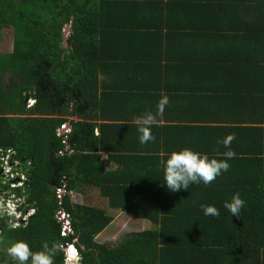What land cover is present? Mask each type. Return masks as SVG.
I'll return each mask as SVG.
<instances>
[{"label":"trees","instance_id":"1","mask_svg":"<svg viewBox=\"0 0 264 264\" xmlns=\"http://www.w3.org/2000/svg\"><path fill=\"white\" fill-rule=\"evenodd\" d=\"M7 27L0 156L12 150L11 171L24 180L10 186L0 166V192L22 198L21 214L32 209L13 231L0 220L7 242L34 251L44 241L73 243L81 259L62 250L55 264H264V0H0ZM227 75L246 86L249 124H192L221 108ZM162 95L170 102L152 126L156 139L141 144L134 118L155 112ZM229 133L236 157L227 172L207 186L166 187L161 160L185 147L226 159L217 140ZM91 189L103 205L86 201ZM75 192L81 202L70 199ZM237 192L246 204L232 216L224 203ZM202 204L220 215H204ZM60 207L65 235L54 217ZM114 210L150 227L115 244L96 241ZM7 242L0 264H10Z\"/></svg>","mask_w":264,"mask_h":264},{"label":"clouds","instance_id":"2","mask_svg":"<svg viewBox=\"0 0 264 264\" xmlns=\"http://www.w3.org/2000/svg\"><path fill=\"white\" fill-rule=\"evenodd\" d=\"M169 102V97L162 95L157 102L155 112L149 109L134 118L137 130L140 133L139 141L141 144L155 141L156 137L152 134V126L158 125L159 119L163 117L165 108ZM235 139L236 134L229 133L222 140H217V144L223 145L227 150L222 154L217 150L216 155H222L226 159L209 158L207 154L194 151L187 147L178 151H172L166 160H161L160 162L164 166V184L173 192H179L181 189L188 190L190 184H199L201 181L206 186L210 185L223 172L229 170L230 164L228 161L236 157L235 151L231 148V144ZM70 199H72V194ZM245 204L246 201L237 192L232 196L230 202L224 203V207L229 210L232 216H240V211ZM201 208L206 216L220 215L219 209L214 205L202 204ZM14 217V208L6 205L4 202H0V220L7 218V228L9 231H13L18 227L14 222ZM54 217L55 219L57 218L56 220L60 224L61 229L63 220L61 216L59 217L57 210L54 213ZM66 219L68 221V218ZM7 241L8 237L6 234L0 231V245H4ZM67 244L69 243L62 245L57 241L51 243L44 241L42 247L34 251L28 242L15 240L7 242L6 255L10 258V264H29V262L30 264H55V257L62 250L65 256V247ZM70 245L74 247L73 243H70ZM72 251L75 253V259H81L76 248Z\"/></svg>","mask_w":264,"mask_h":264},{"label":"crops","instance_id":"3","mask_svg":"<svg viewBox=\"0 0 264 264\" xmlns=\"http://www.w3.org/2000/svg\"><path fill=\"white\" fill-rule=\"evenodd\" d=\"M4 34L5 33H3L2 30H0V48L6 46L8 48L9 44L10 47L8 48V50L5 48L1 49L0 52H8L12 49V40L10 39V43L5 42V40L3 39ZM231 56L237 59L243 58L237 56L236 54H231ZM236 82L237 80L235 78H231L227 75V78H225L223 82H220L218 84V86L220 87H228L227 93L223 95L224 100H220L221 108L220 109L214 108L215 111L207 115L203 121H194L192 122V124L196 126H208L209 128L219 125L232 126V127L248 125L249 123L245 122L244 120L246 116L242 113V111L245 110L246 108V102H247L246 93L243 92V88H245L246 86L242 87V84ZM211 96L215 97V94H212ZM215 105H219V104L215 102ZM209 108L211 109V107ZM220 117H223L224 119H220ZM261 117L263 118L261 125L264 126V113H262ZM209 132H212V130H209Z\"/></svg>","mask_w":264,"mask_h":264},{"label":"rangeland","instance_id":"4","mask_svg":"<svg viewBox=\"0 0 264 264\" xmlns=\"http://www.w3.org/2000/svg\"><path fill=\"white\" fill-rule=\"evenodd\" d=\"M0 30H2L3 33H5L3 36L5 42L10 43V39L12 40V28L11 27L1 28ZM9 47L10 44L8 45V48ZM4 48L8 50L7 46L0 48V50ZM5 77L6 74L3 75V80H5ZM96 192H97L96 190L91 189L87 193L88 198L86 201L90 204L103 205L104 202L101 201L98 197H96ZM3 193H7L9 197L6 198L7 196H5V198H1L3 197L2 195ZM10 194L12 193L8 191L0 192V196H1L0 202H6L7 205L13 207L15 204V199H10L12 198ZM72 200L75 202H81L82 196L76 192L72 193ZM111 214H112V219L109 222V224L103 230H101L97 235H95L96 241L116 242L119 238H121V236H123L124 233L130 231L142 230L150 227V223L148 221L133 218L127 213L114 210L111 212Z\"/></svg>","mask_w":264,"mask_h":264},{"label":"built area","instance_id":"5","mask_svg":"<svg viewBox=\"0 0 264 264\" xmlns=\"http://www.w3.org/2000/svg\"><path fill=\"white\" fill-rule=\"evenodd\" d=\"M32 100H29V104L31 103ZM66 130H68L67 125L61 124L59 126V128L57 129L58 133H64L66 132ZM12 154V150L10 149H6L4 151V153L2 152L1 156H0V166H1V172L4 176V180L7 179H12V181L9 183L10 186H19L21 185V181L24 180V175L23 173H17L16 172H12L11 170L13 169V166H15L17 164L16 161L14 162H10L9 161V156ZM18 175V177H16ZM57 191H59L58 196L60 195V193L62 192V190H59V188L56 189ZM3 197L1 198H5V196H7L6 198L9 197V195L7 193H3L2 194ZM12 198L10 199H15V204L12 208H14L15 210V217H14V222L16 224L24 221V217L28 216L29 214H31L32 209H28L26 210L23 214H21L20 210L17 209L18 204L21 203L22 198L21 197H16L13 194H10ZM9 199V200H10ZM12 201V200H11ZM6 204V202H4ZM7 205V204H6ZM59 214L61 215V218L63 220L62 225H61V229H60V235H64L67 232H69V225H68V221L66 218H68V215L66 213H62L61 211L59 212ZM73 249H75L72 245L67 244L65 247V257L67 260L74 262L76 259L75 257V253H73Z\"/></svg>","mask_w":264,"mask_h":264},{"label":"water","instance_id":"6","mask_svg":"<svg viewBox=\"0 0 264 264\" xmlns=\"http://www.w3.org/2000/svg\"><path fill=\"white\" fill-rule=\"evenodd\" d=\"M68 29H69V25L64 26V29H63V38H64L63 42H64V44H65V37H66V34H67ZM26 98L27 97L25 96L24 101L26 100ZM67 128L69 129V126L68 125H67ZM115 243H116L115 241L112 242V244H115Z\"/></svg>","mask_w":264,"mask_h":264},{"label":"flooded vegetation","instance_id":"7","mask_svg":"<svg viewBox=\"0 0 264 264\" xmlns=\"http://www.w3.org/2000/svg\"><path fill=\"white\" fill-rule=\"evenodd\" d=\"M72 200V199H71ZM62 212V213H66L67 214V212L65 211V210H63V208L62 207H60V208H58L57 209V213H59V212ZM68 215V214H67ZM61 215L59 214V217H60ZM57 219V218H56ZM68 225H69V222H68Z\"/></svg>","mask_w":264,"mask_h":264}]
</instances>
